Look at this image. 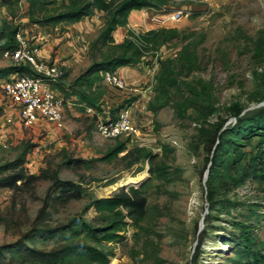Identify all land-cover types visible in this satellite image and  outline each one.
Returning a JSON list of instances; mask_svg holds the SVG:
<instances>
[{
	"label": "rangeland",
	"instance_id": "1",
	"mask_svg": "<svg viewBox=\"0 0 264 264\" xmlns=\"http://www.w3.org/2000/svg\"><path fill=\"white\" fill-rule=\"evenodd\" d=\"M91 1L0 0V169L14 162L26 176L53 175L34 190L0 187V264H97L85 247L104 264H264V0H168L160 10L131 11L110 34L122 0L101 10ZM74 12L80 25L60 19ZM158 29L177 34L134 64L149 71L141 70L148 84L135 110L142 97L124 96L100 74L124 56L116 46L129 32ZM18 35L41 49L47 35L62 50L70 82L57 86L66 102L61 130L6 123L13 114L2 86L28 74L3 56L18 48ZM126 105L138 139L102 138L98 123ZM118 146L116 158L101 160ZM69 159L90 169H61ZM64 181L80 186V199H57ZM120 192L145 201L142 219L95 209Z\"/></svg>",
	"mask_w": 264,
	"mask_h": 264
},
{
	"label": "trees",
	"instance_id": "2",
	"mask_svg": "<svg viewBox=\"0 0 264 264\" xmlns=\"http://www.w3.org/2000/svg\"><path fill=\"white\" fill-rule=\"evenodd\" d=\"M168 0H122L117 4V6L113 9L114 14L111 17L110 22L106 27L105 32L110 34L114 31V29L118 26H124L127 23V18L131 11H139L142 9H155L160 10L163 9ZM89 6L96 7L98 10H101L104 7H107L109 3L106 0H92ZM60 19H64L70 23L78 22L79 15L74 12L73 14H64L60 16ZM168 34L169 36H165ZM176 30L174 29H158V30H151L145 34L136 35L135 33L129 32L128 36L131 38L126 40L123 44L117 45L116 48L121 50L124 54L123 57L117 60H111L105 64L106 71H115V69L128 66L134 67V64L139 63L141 58L144 57L143 53H155L165 45L169 40H172L176 37ZM128 53H131L130 56H127ZM104 64H100L99 66L95 67H102ZM21 67L22 69H27L28 74H31L32 71L28 67L24 66H17ZM94 66L92 69L95 68ZM99 70V69H97ZM101 76V74H100ZM65 78V77H64ZM64 81V79H63ZM61 81L57 86L64 83ZM56 86V88H57ZM230 114L233 117H238L240 110L232 105L229 108ZM118 140V139H117ZM123 152V146H118L112 152L106 154L101 160L103 161H110L117 157L120 153ZM139 153V150L137 151ZM127 154L124 156L126 157ZM214 161L212 162V164ZM22 166V163H12L8 166V168L0 169V187L3 189H8L13 192H18L23 188H27L29 185H34L33 190L35 189L36 183L40 182L41 180L51 179L53 175L46 174L44 171L40 173V176H26V174L22 172H16V169ZM82 167L85 170L90 169L88 165V161H84L81 159H69L65 160L63 163V168L75 170L81 169ZM57 175V174H54ZM210 176V171L208 172ZM56 179L55 181H57ZM62 187L59 189V193L57 199L62 204H68L71 201H75L80 199L81 195L79 192V187L74 184H70L69 182H62ZM134 196L136 193L133 192ZM95 209L99 212H106V213H113L118 209H125L130 211L134 216L139 219H142L144 216V209H145V201L143 199L135 197L133 199L130 195L124 192H120L115 194L113 197L106 199L95 201L93 203ZM114 237H109L108 242H111ZM82 255L87 258L90 262L97 263V264H104L106 263V259L96 250L90 247H85L82 250Z\"/></svg>",
	"mask_w": 264,
	"mask_h": 264
},
{
	"label": "built area",
	"instance_id": "3",
	"mask_svg": "<svg viewBox=\"0 0 264 264\" xmlns=\"http://www.w3.org/2000/svg\"><path fill=\"white\" fill-rule=\"evenodd\" d=\"M19 46L12 51H4L5 59L15 66H26L31 74L16 75L2 86L6 99L10 102L13 115L6 118L7 124L13 119L25 128H32L38 122H46L61 130L64 127V100L59 96L56 86L63 81L65 70L61 65L44 60L39 46L27 45L17 36ZM103 82L115 89L127 87L124 80L115 72L107 71L102 75ZM66 103V102H65ZM140 126L134 120L133 106L122 107L115 119L101 121L97 125L98 134L109 141L120 138L138 139Z\"/></svg>",
	"mask_w": 264,
	"mask_h": 264
},
{
	"label": "crops",
	"instance_id": "4",
	"mask_svg": "<svg viewBox=\"0 0 264 264\" xmlns=\"http://www.w3.org/2000/svg\"><path fill=\"white\" fill-rule=\"evenodd\" d=\"M133 12V11H132ZM76 26L80 25L81 23L78 21L76 23ZM43 38H46V41L44 42L45 44H43L42 47V58L44 60H50L51 62H60V58H59V54L62 52V50L60 51H55L54 48L52 47V42L54 40H49V37L47 35H44ZM41 39H39L40 41ZM43 41V40H42ZM61 63V62H60ZM62 66H64V70H65V65L67 64H62ZM67 70V69H66ZM65 70V78H64V83H65V87H67V83L70 82L68 77H69V71L67 70L66 72ZM141 70L143 72H145V76L147 75V73L149 71H147L144 67L141 66H137L135 68H130V67H119L117 69H115V72L124 80V82L127 85V88L125 90L121 91V94H123L124 96H143V92L144 90L141 88V85L144 84V87L146 84V82H142V78H144L145 76L141 74ZM66 73H67V78H66ZM151 73V72H150ZM148 76V75H147ZM147 90H150V87H146ZM144 97H142L141 99H137L136 105H135V110L138 109V107H140L139 103L141 102V100H143Z\"/></svg>",
	"mask_w": 264,
	"mask_h": 264
},
{
	"label": "bare ground",
	"instance_id": "5",
	"mask_svg": "<svg viewBox=\"0 0 264 264\" xmlns=\"http://www.w3.org/2000/svg\"><path fill=\"white\" fill-rule=\"evenodd\" d=\"M140 181H141V179L140 178H135V179H132V181H131V183H137V182H139L138 183V186L140 185ZM118 187V186H117ZM121 187V186H120Z\"/></svg>",
	"mask_w": 264,
	"mask_h": 264
},
{
	"label": "water",
	"instance_id": "6",
	"mask_svg": "<svg viewBox=\"0 0 264 264\" xmlns=\"http://www.w3.org/2000/svg\"><path fill=\"white\" fill-rule=\"evenodd\" d=\"M208 172H206V176H207Z\"/></svg>",
	"mask_w": 264,
	"mask_h": 264
}]
</instances>
